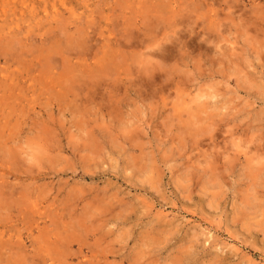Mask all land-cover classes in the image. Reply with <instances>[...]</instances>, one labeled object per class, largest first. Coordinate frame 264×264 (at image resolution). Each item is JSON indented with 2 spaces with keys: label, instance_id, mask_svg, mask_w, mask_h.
<instances>
[{
  "label": "rangeland",
  "instance_id": "374dc122",
  "mask_svg": "<svg viewBox=\"0 0 264 264\" xmlns=\"http://www.w3.org/2000/svg\"><path fill=\"white\" fill-rule=\"evenodd\" d=\"M0 264H264V0H0Z\"/></svg>",
  "mask_w": 264,
  "mask_h": 264
}]
</instances>
